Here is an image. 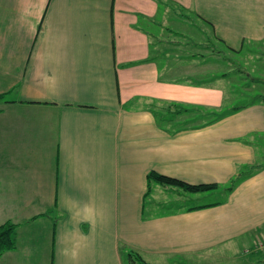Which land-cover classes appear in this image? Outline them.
Instances as JSON below:
<instances>
[{
  "label": "crops",
  "instance_id": "0c3cea01",
  "mask_svg": "<svg viewBox=\"0 0 264 264\" xmlns=\"http://www.w3.org/2000/svg\"><path fill=\"white\" fill-rule=\"evenodd\" d=\"M168 8L228 51L264 44V0H0V264H264V102L186 69L206 41L167 39ZM149 171L217 187L145 194Z\"/></svg>",
  "mask_w": 264,
  "mask_h": 264
},
{
  "label": "rangeland",
  "instance_id": "374dc122",
  "mask_svg": "<svg viewBox=\"0 0 264 264\" xmlns=\"http://www.w3.org/2000/svg\"><path fill=\"white\" fill-rule=\"evenodd\" d=\"M185 13H187V16L184 19H178L180 18L179 11L176 8H168L165 15V18L168 17V21L165 18L164 21L165 26L169 27V29L163 30L162 28H157L162 34L168 35L167 39L170 38L172 33L180 31L185 35H189L191 40L206 41L207 49L204 52L207 57V63L200 65L197 61H192L193 63L187 61L184 64L185 68L191 72L195 71V74L198 71L207 76L212 73H225V79L222 84L224 83L226 91L234 92L235 98L233 101H236L237 104H245L252 99L264 102V44H245L243 49L238 53L228 51L220 43L212 39V34L207 24H202L191 13ZM152 33L155 34L154 32ZM178 48L176 52L180 53L181 47ZM169 49H173L172 46H167L166 51H171ZM186 49L183 48V50ZM184 55L186 56L187 52ZM262 135V138H258L261 142L256 146L257 154L259 155L258 161L261 162L259 164L264 163V132H262ZM153 188L156 189V186L154 185ZM169 188L172 189V187ZM179 190L182 191L181 189ZM223 196L224 193L222 191H214L206 196H201L198 200L191 198L185 202H176L173 208H176L178 205L191 206L215 202L221 200ZM165 197L167 198V196ZM171 204L172 202H169L164 207H161L160 212L168 210L169 208L167 207L172 208ZM190 264L204 263L203 261L192 260Z\"/></svg>",
  "mask_w": 264,
  "mask_h": 264
},
{
  "label": "trees",
  "instance_id": "16d2710c",
  "mask_svg": "<svg viewBox=\"0 0 264 264\" xmlns=\"http://www.w3.org/2000/svg\"><path fill=\"white\" fill-rule=\"evenodd\" d=\"M221 74L224 75V73ZM7 102L9 101L5 99V94L0 93V103H7ZM241 107L242 106L239 105L234 107L233 109H238ZM250 168L251 167H248L245 170L244 169L240 170L237 173V175L230 180V182L225 187V189L227 191L232 190L233 187L236 185V183L251 170ZM146 178H147V189L145 194H149L151 190V187L149 185L150 182H155L156 184L161 186H168V187H174L176 189H181L183 192H201V191L211 190L217 187L215 183L193 184L176 177L160 174L156 171H149L146 175ZM14 247H15V225L12 222L6 221L0 224V255L5 251L12 250ZM126 255H127V264H148L147 261H145L141 257V255L136 251L129 249Z\"/></svg>",
  "mask_w": 264,
  "mask_h": 264
},
{
  "label": "built area",
  "instance_id": "2783aa9c",
  "mask_svg": "<svg viewBox=\"0 0 264 264\" xmlns=\"http://www.w3.org/2000/svg\"><path fill=\"white\" fill-rule=\"evenodd\" d=\"M259 248H261V249H263L264 250V241L263 242H261L260 244H259V246H258V249Z\"/></svg>",
  "mask_w": 264,
  "mask_h": 264
}]
</instances>
